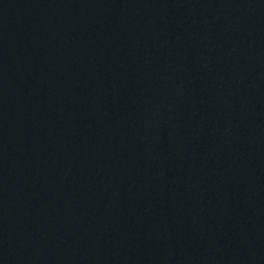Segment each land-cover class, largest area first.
<instances>
[{"label":"water","instance_id":"obj_1","mask_svg":"<svg viewBox=\"0 0 264 264\" xmlns=\"http://www.w3.org/2000/svg\"><path fill=\"white\" fill-rule=\"evenodd\" d=\"M0 264H264V0H0Z\"/></svg>","mask_w":264,"mask_h":264}]
</instances>
